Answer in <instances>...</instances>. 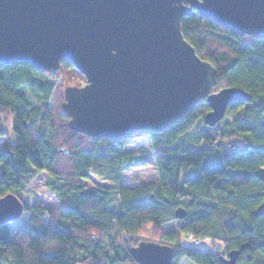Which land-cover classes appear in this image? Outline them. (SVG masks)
<instances>
[{"label":"trees","instance_id":"1","mask_svg":"<svg viewBox=\"0 0 264 264\" xmlns=\"http://www.w3.org/2000/svg\"><path fill=\"white\" fill-rule=\"evenodd\" d=\"M181 21L185 39L216 68L211 91L236 85L251 99L231 102L210 127L205 94L151 135L159 178L145 185L124 183L127 167L145 162L127 152L131 139L71 127L64 88L85 78L70 60L54 76L27 62L0 63V196L13 192L24 202L20 218L0 225V264H139L129 250L141 231L173 222L177 229L162 234L175 249L172 264H223L232 249L240 250L237 264H264V36L240 34L197 9ZM59 77L66 83L53 109ZM44 170L58 205L21 196ZM189 233L223 248L186 243Z\"/></svg>","mask_w":264,"mask_h":264},{"label":"water","instance_id":"2","mask_svg":"<svg viewBox=\"0 0 264 264\" xmlns=\"http://www.w3.org/2000/svg\"><path fill=\"white\" fill-rule=\"evenodd\" d=\"M194 9L240 34L264 36V0H0V63L27 62L54 76L70 60L86 83L64 88L63 112L89 136L158 134L205 94L211 109L204 122L212 127L231 102L251 94L236 85L211 91L216 68L182 31ZM23 208L15 193L0 196V225L20 218ZM129 251L139 264L174 262V247L154 239ZM239 256L232 249L221 258L237 264Z\"/></svg>","mask_w":264,"mask_h":264},{"label":"rangeland","instance_id":"3","mask_svg":"<svg viewBox=\"0 0 264 264\" xmlns=\"http://www.w3.org/2000/svg\"><path fill=\"white\" fill-rule=\"evenodd\" d=\"M84 76V75H83ZM85 78V76H84ZM83 79V78H82ZM56 82L54 97L51 100V107L54 109L59 104V98L62 95L61 88L66 83L63 78L59 77L58 79H54ZM83 84L86 83V79L82 80ZM11 118L8 117V121L6 125L12 129L10 125ZM198 128L202 126V118L196 122ZM126 150L129 154L134 156H140L145 158L144 164H133L127 167L124 171V183L126 185L137 186L139 184H149L150 182H156L159 178V174L157 172V164L155 163V152L153 141L151 140L150 135L141 136L131 141L126 146ZM48 171H42L37 177H35L21 192V196L23 199L28 202H36V203H47L50 205H58L60 200L58 197L48 188L47 183L49 180ZM90 186H95L89 184ZM163 230L157 232L155 228H153L152 224H148L143 231L137 236L138 240L146 239V240H157L159 242H168L166 238L162 237V234L166 231H170L173 229H177L176 223L166 224L163 227ZM169 243V242H168ZM209 247L214 248H223L220 243L210 238V240H206L204 243ZM217 250V249H216ZM183 264H197L191 260L186 259Z\"/></svg>","mask_w":264,"mask_h":264},{"label":"built area","instance_id":"4","mask_svg":"<svg viewBox=\"0 0 264 264\" xmlns=\"http://www.w3.org/2000/svg\"><path fill=\"white\" fill-rule=\"evenodd\" d=\"M186 239H185V242L186 243H197V244H200V243H205L206 242V240H210V237H204V238H201V237H196L194 234H192V233H189V234H187L186 235V237H185ZM218 248V247H217ZM217 248H215V249H217Z\"/></svg>","mask_w":264,"mask_h":264},{"label":"flooded vegetation","instance_id":"5","mask_svg":"<svg viewBox=\"0 0 264 264\" xmlns=\"http://www.w3.org/2000/svg\"><path fill=\"white\" fill-rule=\"evenodd\" d=\"M187 4H189V3H187ZM192 8H194V7H192Z\"/></svg>","mask_w":264,"mask_h":264}]
</instances>
